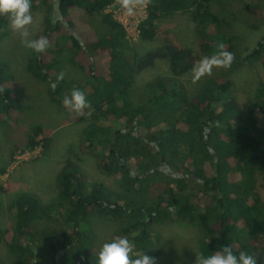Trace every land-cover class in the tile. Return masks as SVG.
I'll list each match as a JSON object with an SVG mask.
<instances>
[{
	"label": "trees",
	"instance_id": "trees-1",
	"mask_svg": "<svg viewBox=\"0 0 264 264\" xmlns=\"http://www.w3.org/2000/svg\"><path fill=\"white\" fill-rule=\"evenodd\" d=\"M113 2L31 0V7L44 12L34 39L46 37L49 46L43 53L31 51L27 70L45 85L51 102L65 111L69 122L89 121L79 149L95 158L97 169L115 179L123 194L112 202L106 187L87 184L78 165L67 160L56 178V200L43 205L36 195L22 193L8 205L14 224L0 230V244L20 264H96L99 250L81 228L88 216L122 220L117 237H127L133 251H146L153 243L150 222L173 218L196 224L201 254L230 245L234 254L245 251L264 264V238L251 234L264 231V210L251 173L257 166L264 183V38L244 57L259 75L251 101L240 107L231 95L232 82L224 78L207 81L189 98L175 77L191 71L201 55L213 54L218 43L233 53V39L218 32L221 19L211 9L212 0H152L138 26V39L153 40L159 19L189 12L197 23V52L189 47L173 51L168 67L173 77L149 81L148 102L134 106L129 89L136 53L123 27L104 12ZM242 2L253 13L258 0ZM94 14L106 34H97L84 19ZM9 23L7 16H0V37ZM63 48L82 71L84 83L57 80ZM73 89L83 91L90 104L83 113L63 105ZM0 90V119L13 126L20 102L12 75L1 65ZM41 132L40 126L33 128L26 150L49 147L50 138H38ZM4 172L0 167V175ZM152 189L156 194L149 200L133 197ZM53 218L65 226L34 230L37 221ZM241 231L250 235L241 237ZM0 264H5L2 259Z\"/></svg>",
	"mask_w": 264,
	"mask_h": 264
},
{
	"label": "rangeland",
	"instance_id": "rangeland-1",
	"mask_svg": "<svg viewBox=\"0 0 264 264\" xmlns=\"http://www.w3.org/2000/svg\"><path fill=\"white\" fill-rule=\"evenodd\" d=\"M211 6L212 11L221 19L218 32L233 39L234 62L227 70L213 69L211 76L203 77L196 83L192 82V70L175 79L181 83L189 98L195 96L209 80L228 79L232 82V97L243 107L255 97L258 89L259 75L254 67L244 61V57L258 40L264 38V0H258L253 13L244 9L242 0H212ZM31 13L33 23L29 26V31L30 38L34 39L41 30L44 12L31 7ZM84 19L97 34H106L107 28L101 23L99 15H85ZM156 28L157 34L149 42L140 41L137 35L126 31L127 42L136 53L133 83L129 89L134 106L148 102L151 96L147 89L149 81L156 77H173L168 68L173 51L189 47L197 52V23L189 12H176L163 17L157 21ZM30 53L31 50L23 46L19 34L11 30L9 23L5 35L0 37V65L7 67L13 77L20 106L13 126L9 121L0 119V167L5 170L0 175V185L4 189L0 191V230L13 226L14 219L7 207L18 195L32 193L43 205L56 200V178L67 160L78 165L87 184L106 187L111 192L112 202L117 200V195L123 194L115 179L97 169L95 158L80 151L81 137L89 121L69 122L65 111L51 102L45 85L35 80L27 70ZM70 55L66 48L59 53L60 72L67 81L84 83L82 71L69 61ZM173 115L177 116V112ZM35 126L41 127L42 132L38 138H50L49 147L45 151L41 146H36L31 151L24 148ZM251 173L264 210V183L260 169L255 166ZM154 194L156 190L152 189L133 197L149 200ZM121 224L120 219L92 214L81 224V228L88 235L91 244L100 250L104 243L117 237ZM63 226L65 225L58 218H53L41 219L33 228L40 231ZM148 231L153 243L146 251H133L134 256L145 254L154 257L156 264H194L196 255H201V233L196 224L173 218L154 219L148 224ZM251 234L264 238L262 230ZM240 235L246 237L250 234L249 231H241ZM0 259L5 264H20L3 244H0ZM96 264H99L98 260Z\"/></svg>",
	"mask_w": 264,
	"mask_h": 264
},
{
	"label": "clouds",
	"instance_id": "clouds-1",
	"mask_svg": "<svg viewBox=\"0 0 264 264\" xmlns=\"http://www.w3.org/2000/svg\"><path fill=\"white\" fill-rule=\"evenodd\" d=\"M152 0H116V4L127 16H133L138 8H146ZM31 0H0V16L7 15L10 28L19 34L23 46L34 53H43L49 46L46 37L32 39L29 26L33 23ZM234 54L225 50L223 43L216 45L211 55L201 57L192 68V82L196 83L203 77L211 76L213 69H229L234 62ZM61 73L57 80H62ZM55 88V84L52 85ZM2 91V90H0ZM63 105L76 113H83L90 104L80 89H73L70 96L63 100ZM99 264H156L154 257L142 254L133 255V245L127 237H116L102 245L98 253ZM194 264H257L254 255L245 251L234 254L232 247L222 246L210 255H196Z\"/></svg>",
	"mask_w": 264,
	"mask_h": 264
},
{
	"label": "built area",
	"instance_id": "built-area-1",
	"mask_svg": "<svg viewBox=\"0 0 264 264\" xmlns=\"http://www.w3.org/2000/svg\"><path fill=\"white\" fill-rule=\"evenodd\" d=\"M104 12L110 14L123 27L125 33L127 31L138 36V26L146 17L147 7L138 8L133 16H127L122 12L116 2H113L105 8Z\"/></svg>",
	"mask_w": 264,
	"mask_h": 264
}]
</instances>
